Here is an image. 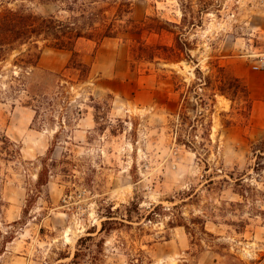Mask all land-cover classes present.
<instances>
[{
  "label": "rangeland",
  "instance_id": "obj_1",
  "mask_svg": "<svg viewBox=\"0 0 264 264\" xmlns=\"http://www.w3.org/2000/svg\"><path fill=\"white\" fill-rule=\"evenodd\" d=\"M2 8L59 10L39 0ZM119 24L99 47L76 45L90 68L85 80L68 67L70 52L42 43L31 74L13 66L17 51L0 63V140L19 151L0 150V264H264V170H252V147L264 140L263 1L133 0ZM177 35L189 60L160 49ZM218 67L250 101L208 100ZM196 68L211 78L196 90L205 106L189 111L212 120L207 152L177 144L173 133L172 84L190 86ZM45 73L60 76L69 104L40 128L10 76L34 84ZM42 165L47 185L37 189ZM155 206L162 209L148 221Z\"/></svg>",
  "mask_w": 264,
  "mask_h": 264
},
{
  "label": "trees",
  "instance_id": "obj_2",
  "mask_svg": "<svg viewBox=\"0 0 264 264\" xmlns=\"http://www.w3.org/2000/svg\"><path fill=\"white\" fill-rule=\"evenodd\" d=\"M4 1L0 0V63L6 60L8 53L17 51L18 55L12 63L13 66L25 70V74H31L38 68L42 52L39 43H42L47 48L70 52L68 67L70 65L78 72L80 80H85L90 68L79 58L76 45L79 41H87L97 47L104 40L115 38L121 27L119 23L130 13L133 0H39L42 5H54L59 8L56 14L45 17L29 10L2 8ZM60 12L65 13V17L59 16ZM159 28L163 29L161 26ZM158 30L155 31L156 34H158ZM165 31L172 33L168 30ZM23 46H27V49L22 50ZM160 49L169 54L184 53L186 60L190 59V55L187 54L190 49L185 42H181L178 35L174 37L173 46H162ZM45 74L39 83L34 84L26 82L20 75L10 76V89L14 98L19 94L25 95L26 106L34 111L33 121H38L40 128L48 121V114L59 107L61 101L62 110L69 104L64 99L63 89L65 86L62 84L63 80L60 76L51 73ZM194 75L195 80L202 83L199 84L195 81L190 86H186L184 82H181L179 85L181 87L175 83L172 84L174 91L179 93V107L176 112L178 123L175 125L173 133L177 144L192 152H197V148L207 152V146L211 145L209 137L212 120L209 119L204 124L203 113L192 118L189 111L196 109L197 106L200 108L205 106V98L196 90L201 84L208 87L211 84V78L203 77L198 68L194 70ZM217 75L213 82V92L208 97L211 103L215 102L216 96L233 101L240 94L250 101L246 87L238 78L226 72L222 67L217 68ZM181 88L185 90L179 92ZM191 93L194 94L192 98L196 99L195 103L191 102ZM77 114L79 115L80 112ZM49 120L54 121L52 118ZM59 127L62 130L63 125H59ZM0 143L2 144L0 150H4L8 157H11L12 154L19 155V151L12 148L13 144L5 136H2ZM51 152L50 148L48 154ZM252 154L255 157L252 170L256 173L259 170H264V140L254 144ZM47 172L46 166L42 165L35 183L37 189L47 185ZM158 209H162V207L155 206L148 213L146 219L151 221V217L153 219L154 216L153 212ZM105 223H102L100 232L104 231Z\"/></svg>",
  "mask_w": 264,
  "mask_h": 264
},
{
  "label": "built area",
  "instance_id": "obj_3",
  "mask_svg": "<svg viewBox=\"0 0 264 264\" xmlns=\"http://www.w3.org/2000/svg\"><path fill=\"white\" fill-rule=\"evenodd\" d=\"M263 1V7H264V0H262ZM264 67V61L262 60L261 62H260V68H263Z\"/></svg>",
  "mask_w": 264,
  "mask_h": 264
},
{
  "label": "crops",
  "instance_id": "obj_4",
  "mask_svg": "<svg viewBox=\"0 0 264 264\" xmlns=\"http://www.w3.org/2000/svg\"><path fill=\"white\" fill-rule=\"evenodd\" d=\"M103 42H104V41H103ZM103 42H102V43H103ZM102 43H101V44H102ZM98 47H99V46H98Z\"/></svg>",
  "mask_w": 264,
  "mask_h": 264
}]
</instances>
